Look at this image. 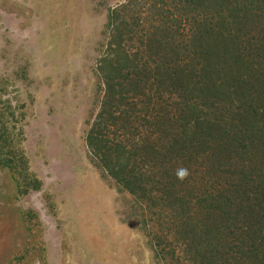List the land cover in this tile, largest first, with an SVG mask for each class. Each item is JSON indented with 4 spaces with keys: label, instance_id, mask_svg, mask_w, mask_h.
<instances>
[{
    "label": "trees",
    "instance_id": "obj_1",
    "mask_svg": "<svg viewBox=\"0 0 264 264\" xmlns=\"http://www.w3.org/2000/svg\"><path fill=\"white\" fill-rule=\"evenodd\" d=\"M108 29L120 53L98 72L94 156L113 167L122 191L148 195L152 207L167 202L176 233L163 251L176 260L264 264V0H130L111 12ZM123 105L142 114L121 119ZM139 121L144 131L130 134ZM118 125L121 142L111 137ZM231 163L243 164L240 178ZM181 166L190 173L182 182ZM210 170L213 185L227 188L206 180Z\"/></svg>",
    "mask_w": 264,
    "mask_h": 264
},
{
    "label": "rangeland",
    "instance_id": "obj_2",
    "mask_svg": "<svg viewBox=\"0 0 264 264\" xmlns=\"http://www.w3.org/2000/svg\"><path fill=\"white\" fill-rule=\"evenodd\" d=\"M129 1L0 0V264L189 262L163 251L176 233L167 202L122 191L87 143L104 96L98 72L120 53L109 48V16ZM120 114L142 113L123 105ZM119 125L114 141L126 132ZM242 168L228 170L235 179ZM209 174L213 185L218 173Z\"/></svg>",
    "mask_w": 264,
    "mask_h": 264
},
{
    "label": "clouds",
    "instance_id": "obj_3",
    "mask_svg": "<svg viewBox=\"0 0 264 264\" xmlns=\"http://www.w3.org/2000/svg\"><path fill=\"white\" fill-rule=\"evenodd\" d=\"M175 176L179 181H184L189 175V170L186 167H177L175 170Z\"/></svg>",
    "mask_w": 264,
    "mask_h": 264
}]
</instances>
